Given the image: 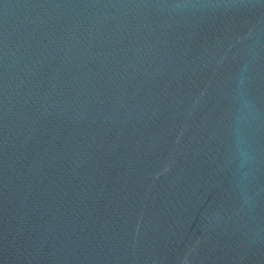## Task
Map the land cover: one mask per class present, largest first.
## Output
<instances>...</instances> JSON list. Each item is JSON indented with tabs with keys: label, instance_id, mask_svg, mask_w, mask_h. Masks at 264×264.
<instances>
[{
	"label": "water",
	"instance_id": "water-1",
	"mask_svg": "<svg viewBox=\"0 0 264 264\" xmlns=\"http://www.w3.org/2000/svg\"><path fill=\"white\" fill-rule=\"evenodd\" d=\"M0 264H264V0H0Z\"/></svg>",
	"mask_w": 264,
	"mask_h": 264
}]
</instances>
